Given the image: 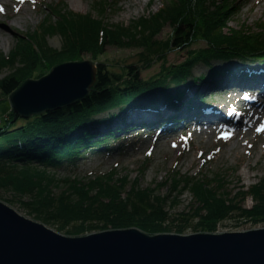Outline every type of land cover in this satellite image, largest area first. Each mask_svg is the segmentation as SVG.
<instances>
[{
    "label": "trees",
    "instance_id": "1",
    "mask_svg": "<svg viewBox=\"0 0 264 264\" xmlns=\"http://www.w3.org/2000/svg\"><path fill=\"white\" fill-rule=\"evenodd\" d=\"M216 1L170 0L154 15L127 26L68 11L57 16L54 23L46 19L31 36L16 34L14 49L0 56V70L4 66L15 68L0 79L4 96H9L37 65L51 69L77 61L83 52L96 60L107 45L141 48L146 65L149 55L162 56L171 46L188 50L183 63L164 69L150 80L140 79L134 64L122 65L119 73L97 63L96 82L84 101L30 120L19 119L20 123L10 112L0 125V199L19 204L32 219L71 236L132 227L149 235L183 234L188 228L214 232L229 218L264 224V180L232 193L224 185L226 174L212 172L196 177L175 171L153 187H140L139 178L148 159L131 181L126 174L117 176L113 168L73 175L87 157L123 153L128 144L125 137L136 126L128 121L130 109L152 110L164 101L167 106L176 104L187 81L200 83L205 79V74L193 77L192 70L198 64L212 69L214 64L230 60L264 62V23H257V30L241 24L224 29L226 16L233 13L239 0ZM167 25L173 33L163 44L156 36ZM47 33L60 34V49L48 46ZM198 38L205 47L191 50ZM158 87L159 93L149 97ZM100 126L102 130H98ZM140 126V130L146 127ZM166 184L161 193L160 186ZM183 191L191 195L188 209L171 212ZM246 196L252 200L250 207L241 203Z\"/></svg>",
    "mask_w": 264,
    "mask_h": 264
},
{
    "label": "rangeland",
    "instance_id": "2",
    "mask_svg": "<svg viewBox=\"0 0 264 264\" xmlns=\"http://www.w3.org/2000/svg\"><path fill=\"white\" fill-rule=\"evenodd\" d=\"M169 1L148 0L147 2L136 3L135 0H0V9H2L0 10V56L5 57L14 49L17 41L16 34L31 36L38 32L41 27L40 24L46 19V22L54 23L57 16L66 15L65 12L68 11L77 14H90L93 18L102 19L103 22L110 25L127 26L139 18L154 15L163 4H168ZM235 5L233 13L226 16L224 29H235L241 24L257 30V23H261V25L264 23V0H239L238 3L236 1ZM172 33V28L167 25L156 36V40L165 44L171 38ZM45 38L48 46L60 49L62 44L60 34L47 33ZM205 45V42L198 38L189 48L198 50L204 48ZM187 50L171 46L162 56L149 55V63L146 65L142 56L144 52L141 48H117L107 45L104 47V53L98 55L96 60L92 59L88 53L83 52L77 61L90 60L94 64L104 63L106 67L119 73H122V65L134 64L137 67L139 78L150 80L164 69L183 63L187 57ZM232 62L236 61L230 60L226 63ZM221 65L219 63V66ZM46 68V65H37L31 70L32 74H29V77L24 81L40 79L53 69L45 70ZM14 70L15 68L11 69L9 66L2 67L0 79ZM208 70L204 65L198 64L192 70L193 77L200 78ZM189 84L195 83L190 79L185 83V86ZM153 90L148 95L149 97H154L159 93V87ZM8 98L0 92V125L9 118V113H12ZM233 102L234 99L233 101L229 99L213 100V104L231 105V109L236 111L233 112L234 119L228 123L234 124L233 128H228V124L224 126L203 124L201 120H187L186 124L174 128L171 132L162 131L157 134L147 132L146 135L142 133L137 136L136 132L133 131L135 128L125 137L128 144L125 145L123 153L109 156L99 153L87 157V159L79 162L73 175L103 173L113 168L117 176L126 174L127 179L131 181L139 176L138 170L142 168V164L144 165V159H148L150 161L148 164L146 163V166L144 165L143 174L139 178L140 187L147 185L153 187L162 182L167 173L175 171L180 175H195L196 177L217 172L226 174L224 178L226 184L224 185L232 193L238 190H247L259 180H264V130H261L264 129V105L258 108L252 106L243 108ZM207 104L205 102V106L211 108ZM183 106L188 107L184 103ZM134 110L129 115L128 120L131 119L136 124L140 121L153 120L158 116L155 109L151 111L144 108ZM19 119L21 118L17 119L18 123L21 122L18 121ZM98 130H102V126L98 127ZM148 151H150L149 156L146 155ZM59 175H62L61 172ZM89 177H93V175ZM166 186L167 184L161 185L159 191L164 193ZM176 200L178 201L177 204L170 211L173 213L186 211L191 202V195L189 192L183 191ZM0 201L4 202L2 199ZM241 203L244 207H250L252 200L250 196H246ZM6 204L19 214L32 219L19 204ZM44 225L61 235L76 237ZM263 227L264 224H253L250 221H236L235 218H229L220 222L214 232L203 233L237 232ZM193 233L198 232L188 228L183 235Z\"/></svg>",
    "mask_w": 264,
    "mask_h": 264
},
{
    "label": "water",
    "instance_id": "3",
    "mask_svg": "<svg viewBox=\"0 0 264 264\" xmlns=\"http://www.w3.org/2000/svg\"><path fill=\"white\" fill-rule=\"evenodd\" d=\"M95 81L92 61L64 62L25 80L8 101L27 120L84 101ZM0 264H264V227L186 235L132 227L69 237L0 201Z\"/></svg>",
    "mask_w": 264,
    "mask_h": 264
},
{
    "label": "bare ground",
    "instance_id": "4",
    "mask_svg": "<svg viewBox=\"0 0 264 264\" xmlns=\"http://www.w3.org/2000/svg\"><path fill=\"white\" fill-rule=\"evenodd\" d=\"M148 0H135L136 3H141V2H147ZM7 27H9L7 24H6ZM248 82V81H247ZM244 83L243 85L241 84L240 81H236V84L231 82L230 80H223L221 82H213L211 85H208L206 84L204 86V91L205 92H208L210 89H213L215 91V89H219L220 90V85H224V86H227L230 90V94L232 97H233V94L236 93V90H242L244 91L243 93L245 94L244 95V102H248L250 99L256 101V98H254V94L258 92V88L251 84V83ZM245 87H249V89H245ZM246 90H249V91H246ZM260 92L264 93V87L263 88H260ZM228 95V96H229ZM264 96V95H262ZM220 109V108H219ZM225 109H220V110H216L218 113H220L222 115V117L224 116L226 119H233L234 117L232 116V114H228L224 111ZM192 113V111H190ZM160 113L163 115L164 112L160 111ZM181 113V112H180ZM218 113H215V115H217ZM193 115H191L190 117H192ZM139 120V118H138ZM202 120V119H201ZM130 121L133 125H136L135 127H141L140 125H137L136 123H134L133 121L128 120ZM152 121V120H150ZM142 121H140L139 123H141ZM202 123L205 124H212V125H217L218 124V119L217 118H214V117H210V116H205V118L202 120ZM234 125V124H233Z\"/></svg>",
    "mask_w": 264,
    "mask_h": 264
},
{
    "label": "snow or ice",
    "instance_id": "5",
    "mask_svg": "<svg viewBox=\"0 0 264 264\" xmlns=\"http://www.w3.org/2000/svg\"><path fill=\"white\" fill-rule=\"evenodd\" d=\"M0 10H2V9H0ZM261 130H264V129H261Z\"/></svg>",
    "mask_w": 264,
    "mask_h": 264
}]
</instances>
